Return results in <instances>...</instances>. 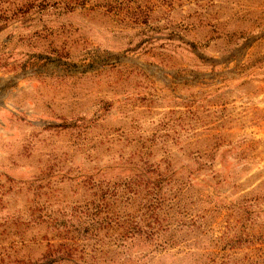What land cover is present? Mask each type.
Returning <instances> with one entry per match:
<instances>
[{
	"label": "rangeland",
	"instance_id": "1",
	"mask_svg": "<svg viewBox=\"0 0 264 264\" xmlns=\"http://www.w3.org/2000/svg\"><path fill=\"white\" fill-rule=\"evenodd\" d=\"M0 264H264V0H0Z\"/></svg>",
	"mask_w": 264,
	"mask_h": 264
}]
</instances>
